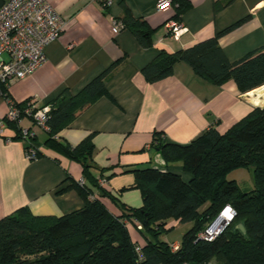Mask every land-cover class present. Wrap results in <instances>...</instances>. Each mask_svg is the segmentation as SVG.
<instances>
[{
  "label": "crops",
  "instance_id": "1",
  "mask_svg": "<svg viewBox=\"0 0 264 264\" xmlns=\"http://www.w3.org/2000/svg\"><path fill=\"white\" fill-rule=\"evenodd\" d=\"M45 1L64 22V30L46 47V62L4 90L0 120L8 112V101L22 104L33 100L44 107L64 90L79 94L113 63L119 64L105 80L107 95L79 111L55 135L69 147L91 136L92 181L83 177L80 164L49 149L47 133L29 120L24 119L21 127L36 134L34 144L40 157L33 160L27 158L22 141L5 140L14 136L13 129L5 127L0 137V219L23 207L33 215L55 217L80 210L84 202L74 186L82 178L90 192L88 199L99 200L112 215L120 216L122 211L101 196L100 189L129 208H139L141 194L133 188V174L126 169L156 168L177 173L186 182L190 179L179 166L167 167L161 154L150 146L154 133H161L169 143L187 145L209 127L225 132L252 108L264 107V86L242 95L232 81L212 85L183 62L174 65L170 77L156 83L147 82L141 74L160 50L172 53L223 31L219 46L230 62L263 47L264 0H234L225 6V0H187L191 6L178 20L186 31L179 39L170 37L164 28L168 21H176L173 0L168 10L160 12L155 8L157 0H108V6L103 0ZM215 4L219 7L216 11ZM123 7L156 30L151 47L141 48L127 29L115 28ZM167 225L180 226L176 221ZM182 226L189 229L191 224ZM127 229L133 243L145 244L134 224Z\"/></svg>",
  "mask_w": 264,
  "mask_h": 264
},
{
  "label": "trees",
  "instance_id": "2",
  "mask_svg": "<svg viewBox=\"0 0 264 264\" xmlns=\"http://www.w3.org/2000/svg\"><path fill=\"white\" fill-rule=\"evenodd\" d=\"M232 1L225 0L223 6ZM173 2L177 13L174 20L179 22L191 5L187 0ZM2 3L0 0V6ZM116 23L120 30L127 29L141 48L151 47L156 30L146 20L134 18L123 7V16ZM224 32L172 53L160 50L142 68L143 78L149 83L159 82L173 74L176 63L183 62L212 85L232 81L242 95L263 87L264 46L230 62L219 46ZM117 64L95 77L79 94L73 96L64 90L47 105L50 133L45 145L80 164L83 177L90 181L91 136L69 147L58 142L55 135L79 111L107 95L105 80ZM28 102L17 107L22 109ZM7 127L14 131L11 140L24 143L25 152L34 147L35 139L23 141L18 127ZM150 146L161 154L167 167L179 166L189 174V181L168 170L126 169L133 174V188L141 194V207L129 208L106 191H99L119 206L120 216L109 213L99 200H89L90 192L83 185L74 187L84 206L69 215L38 216L26 207L19 208L0 219V264H264V107L252 108L225 132L209 127L187 145L169 143L161 133H154ZM238 168L251 171L253 190L241 191L235 181L227 179L228 173ZM226 206L235 212L233 221L212 242L199 240V233ZM169 221L191 224L175 251V244L160 239L172 230L167 228ZM130 223L146 239L143 246L131 240ZM238 225L243 226L244 233Z\"/></svg>",
  "mask_w": 264,
  "mask_h": 264
},
{
  "label": "built area",
  "instance_id": "3",
  "mask_svg": "<svg viewBox=\"0 0 264 264\" xmlns=\"http://www.w3.org/2000/svg\"><path fill=\"white\" fill-rule=\"evenodd\" d=\"M105 5H110L108 0H103ZM172 5V0H157V12L166 11ZM115 28L120 25L115 23ZM164 28L167 34L174 38L185 33L186 29L179 22L168 21ZM64 30V22L59 18L54 9L45 0H7L0 6V97L5 98L4 90L17 80L31 75L37 68L46 62V47L56 41ZM8 112L0 120V137L8 124L15 125L21 131L23 141L30 142L35 139V132L29 128H22L24 119L31 122L49 134L48 126L50 108L38 107L30 100L25 107L19 109L16 103L8 101ZM7 142L11 138L5 139ZM30 144V143H28ZM27 150L28 159H36L38 149L35 144ZM78 184L83 185V179ZM227 213V215H225ZM234 210L226 206L217 217L199 233L198 239L212 242L233 221ZM138 228V223H135ZM179 245H173V251ZM138 251V250H136Z\"/></svg>",
  "mask_w": 264,
  "mask_h": 264
},
{
  "label": "rangeland",
  "instance_id": "4",
  "mask_svg": "<svg viewBox=\"0 0 264 264\" xmlns=\"http://www.w3.org/2000/svg\"><path fill=\"white\" fill-rule=\"evenodd\" d=\"M228 180H233L237 183L241 191L248 192L253 190L255 185L251 171L243 168L234 169L227 175ZM188 230L187 226H175L171 231L160 236L161 240H170L176 242L181 240L182 235Z\"/></svg>",
  "mask_w": 264,
  "mask_h": 264
},
{
  "label": "water",
  "instance_id": "5",
  "mask_svg": "<svg viewBox=\"0 0 264 264\" xmlns=\"http://www.w3.org/2000/svg\"><path fill=\"white\" fill-rule=\"evenodd\" d=\"M261 108H263V107H261ZM237 228H238L242 233L245 232V230H244V228H243L242 225H238Z\"/></svg>",
  "mask_w": 264,
  "mask_h": 264
},
{
  "label": "bare ground",
  "instance_id": "6",
  "mask_svg": "<svg viewBox=\"0 0 264 264\" xmlns=\"http://www.w3.org/2000/svg\"><path fill=\"white\" fill-rule=\"evenodd\" d=\"M255 95V94H254ZM260 96V95H259ZM261 100V99H260Z\"/></svg>",
  "mask_w": 264,
  "mask_h": 264
},
{
  "label": "snow or ice",
  "instance_id": "7",
  "mask_svg": "<svg viewBox=\"0 0 264 264\" xmlns=\"http://www.w3.org/2000/svg\"><path fill=\"white\" fill-rule=\"evenodd\" d=\"M225 215H227V213Z\"/></svg>",
  "mask_w": 264,
  "mask_h": 264
}]
</instances>
